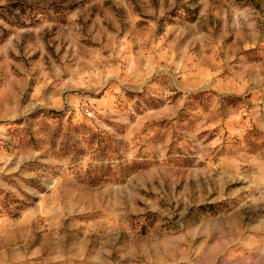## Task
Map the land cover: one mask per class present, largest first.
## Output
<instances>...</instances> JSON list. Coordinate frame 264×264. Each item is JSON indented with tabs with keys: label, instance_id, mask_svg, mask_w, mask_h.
I'll return each mask as SVG.
<instances>
[{
	"label": "rangeland",
	"instance_id": "rangeland-1",
	"mask_svg": "<svg viewBox=\"0 0 264 264\" xmlns=\"http://www.w3.org/2000/svg\"><path fill=\"white\" fill-rule=\"evenodd\" d=\"M0 264H264V0H0Z\"/></svg>",
	"mask_w": 264,
	"mask_h": 264
}]
</instances>
